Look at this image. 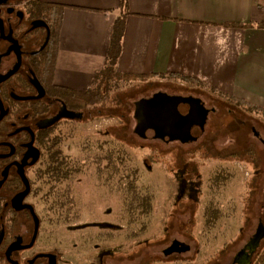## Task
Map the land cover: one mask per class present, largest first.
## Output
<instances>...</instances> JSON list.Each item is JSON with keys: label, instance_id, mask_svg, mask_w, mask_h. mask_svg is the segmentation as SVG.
I'll return each mask as SVG.
<instances>
[{"label": "flooded vegetation", "instance_id": "obj_1", "mask_svg": "<svg viewBox=\"0 0 264 264\" xmlns=\"http://www.w3.org/2000/svg\"><path fill=\"white\" fill-rule=\"evenodd\" d=\"M51 5L48 0H0L3 23L0 27V77L14 71L0 82V264H124L122 261L127 262V259H131L129 264H159L171 258L175 263L189 261V254L197 253L198 249L170 235L176 216L181 217L192 210V206L184 202L179 201L180 205L176 204L175 209H166L161 215L167 228L166 239L160 242L157 236L147 238L143 235L151 223V216L161 206L158 209L153 200L147 207L139 203L127 207L119 194L116 195V187L109 185L103 186L108 189L109 196L114 197V202L104 206L94 204L88 220L82 222L84 207L78 205V158L64 144L70 139L68 131L95 120V117H87L94 107L76 109L73 102L59 93L62 87L50 80L49 49L53 28L48 18L51 12L48 6ZM154 94L141 99H149ZM169 95L199 99L208 110L206 122L203 127H192V135L196 138L193 142L170 141L168 137L155 139L151 131L152 139L165 144L197 142L215 109L208 107L198 94ZM190 110L194 122H198L194 104L179 105L182 115H187ZM102 117L110 118L105 115L99 118ZM253 129L254 135L264 144ZM112 141L117 140L109 138L106 144L110 145ZM108 157L103 164L106 165L104 175L112 171L109 169L110 155ZM182 158L183 154L176 158L182 164L177 172L182 188L186 189L187 171L194 166L188 169L191 160L184 163ZM170 163L174 166L173 158ZM88 165L94 169L93 173L97 172L93 160ZM119 165L122 174L125 161L121 160ZM190 190L187 195L191 197ZM128 225H136L139 231L129 233ZM85 228L94 230L95 236L87 238L90 234L83 232ZM123 234L129 238L128 242H115ZM261 237H264V231L258 227L240 250L225 258L224 264H251ZM87 244L90 245L88 252L78 250L79 245L83 248ZM158 246L162 248L158 249ZM127 248L139 252L131 253Z\"/></svg>", "mask_w": 264, "mask_h": 264}, {"label": "rangeland", "instance_id": "obj_2", "mask_svg": "<svg viewBox=\"0 0 264 264\" xmlns=\"http://www.w3.org/2000/svg\"><path fill=\"white\" fill-rule=\"evenodd\" d=\"M193 86L191 83L167 78L119 85L118 89L113 88V101L107 108L102 110L96 107L92 113L87 114V117H95V120L105 115L115 118L117 123L111 124V128L104 132L94 127L89 129L88 126H78L68 131L70 139L64 146L70 148V152L82 165L85 157L102 154L97 150L98 142L107 141L109 138L119 140L122 144L112 141L105 148L116 149V152L127 149L130 153L129 167H138V186L148 194L152 192L154 203L158 209L161 206L158 212L151 216V223L142 235L147 238L157 236L158 242L166 239L167 225L161 220V215L166 209H175L176 204L184 202L191 205L192 210L185 212L181 217L176 216L170 227L171 237L187 242L194 249L207 247L203 259L207 253L213 255L235 242L229 246L228 256H231L252 238L259 226L264 228V144L252 132L254 128L264 140V117L258 111L250 110L248 105L238 103L235 98ZM157 92L198 94L208 107L215 109V112L209 115L205 131L197 142L188 145L165 144L153 140L151 131L147 133L146 140L134 134V103ZM182 154V162L191 160L188 161V169L194 166L187 171L189 181L186 180V189L182 188L180 174L177 172V168H182V164L181 160L176 161V158L182 157ZM172 158L174 166L170 163ZM84 168L78 174V205L84 207L82 222L88 220L94 204L101 203L104 206L112 204L115 200L104 187L106 176H97L90 165ZM124 172L126 175L127 171ZM122 180L124 183H121L125 184L124 179ZM112 183L118 189L117 177ZM189 190L193 197L187 195ZM230 212L232 217L228 220H224V217L218 219ZM206 222L212 224L208 225ZM127 227L129 233L139 231L137 226ZM88 229L85 228L83 232L90 234L86 236L90 238L94 235V230ZM125 230L127 232V229L123 228V231ZM128 240L123 234L119 239H115V242ZM63 245L66 247L67 242L64 241ZM78 248L81 252H88L90 245L87 244L83 248L79 245ZM160 248L162 246H158V249ZM127 249L131 253L139 252L136 249ZM263 249L264 237L255 247L251 263ZM130 260L122 262L129 264ZM159 264L176 263L171 258Z\"/></svg>", "mask_w": 264, "mask_h": 264}, {"label": "crops", "instance_id": "obj_3", "mask_svg": "<svg viewBox=\"0 0 264 264\" xmlns=\"http://www.w3.org/2000/svg\"><path fill=\"white\" fill-rule=\"evenodd\" d=\"M48 2L62 10L53 72L54 84L62 88L95 86L96 74L108 65L113 29L121 19L114 72L148 82L180 76L195 88L264 109V28L258 27L264 22V0ZM223 217L228 220L232 213L218 219ZM233 243L205 259L208 248L200 247L184 263L224 264Z\"/></svg>", "mask_w": 264, "mask_h": 264}, {"label": "trees", "instance_id": "obj_4", "mask_svg": "<svg viewBox=\"0 0 264 264\" xmlns=\"http://www.w3.org/2000/svg\"><path fill=\"white\" fill-rule=\"evenodd\" d=\"M49 10L51 11L48 14L49 21L53 28V38L51 47L49 49V53L51 54V64H50V80L53 79V72H54V66H55V59H56V53H57V42H58V36L61 28V21H62V10L61 8L51 5L48 6ZM244 27V26H241ZM258 27L264 28V22H261ZM124 25L123 21L120 19L116 22L113 33H112V39H111V45H110V51L108 56V65L100 71L95 76L94 80V87L92 89L88 90H71L66 88L59 89V93L64 96L65 99L69 102H73L76 106V109L83 110L86 109L89 106H93L94 108L104 109L109 106V104L113 101L111 95L113 88L118 89L119 85H126L130 83H136V82H145L148 81V78L141 77V76H134V75H128V74H118L114 72V63L116 61V58L119 54L120 50V43L123 35ZM176 80L183 81L185 83H191L188 79L184 77L177 76L175 78ZM238 103H241L243 105H248V108L252 111H258L261 115L264 117V109L252 105L250 103H247L243 100L236 99ZM105 146H107L106 141H100L97 145V150L102 152L101 155L93 156V157H85L82 161V165H80V160H78V169L79 171H82L83 168L88 166V161L93 160L95 163V168L97 169V176L104 175L103 170L106 169V165L104 164L105 159H108V155H110V171L111 173L104 175L106 176L104 179V185H109L112 187L115 186L112 182H114L115 178L117 177L118 180V189H116V193L119 194L120 200H124L128 205L127 207H130L133 204H140L143 207L149 206L148 204L154 200V195L152 192L151 194H148L147 192H144L143 188L138 186L139 175H138V167L130 168V153L126 151L127 149L119 150V152H116V149H106ZM120 149V148H119ZM88 150V149H87ZM125 161L124 171L125 174H120L119 167H120V161ZM154 161V160H152ZM122 167V166H121ZM84 168V169H85ZM69 171V168H68ZM124 172V173H125ZM138 175V176H137ZM125 181V184H123V180ZM121 181L123 183H121ZM123 184V186H122ZM120 187V188H119ZM121 191V193H120ZM113 192V191H112ZM143 193V194H142ZM117 194V195H118ZM118 198V199H119ZM133 215V214H132ZM136 226V225H134ZM251 264H264V249L258 253L256 259Z\"/></svg>", "mask_w": 264, "mask_h": 264}, {"label": "water", "instance_id": "obj_5", "mask_svg": "<svg viewBox=\"0 0 264 264\" xmlns=\"http://www.w3.org/2000/svg\"><path fill=\"white\" fill-rule=\"evenodd\" d=\"M2 24L0 18V27H2ZM11 73H14V71ZM10 74L0 77V82L7 79ZM180 104L191 106L194 104L198 111L199 121L194 122V116L190 115L193 112L191 110L187 115H182L179 111ZM207 115L208 110L204 108L199 99L159 92L149 99H140L135 102L134 119L137 123L134 133L144 139L148 131H153L155 139L168 137L170 141L193 142L196 138L192 135V127L194 125L203 127ZM259 227L263 228L262 226ZM261 238H259L258 243Z\"/></svg>", "mask_w": 264, "mask_h": 264}, {"label": "built area", "instance_id": "obj_6", "mask_svg": "<svg viewBox=\"0 0 264 264\" xmlns=\"http://www.w3.org/2000/svg\"><path fill=\"white\" fill-rule=\"evenodd\" d=\"M117 123V120L115 118H100L98 120H93L92 122L88 123L86 126L89 127V129L97 128V129H104L108 126H110L111 124ZM96 126V127H95Z\"/></svg>", "mask_w": 264, "mask_h": 264}]
</instances>
